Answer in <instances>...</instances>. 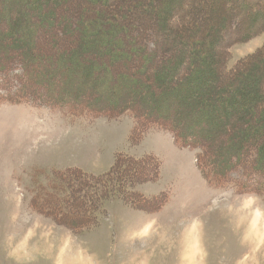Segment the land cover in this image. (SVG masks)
<instances>
[{"label":"rangeland","instance_id":"rangeland-1","mask_svg":"<svg viewBox=\"0 0 264 264\" xmlns=\"http://www.w3.org/2000/svg\"><path fill=\"white\" fill-rule=\"evenodd\" d=\"M5 1L4 5H7L8 0ZM126 1L129 2L121 7L122 10L115 11L117 15L123 17L129 13L133 27L144 25L156 29L157 33L154 19L165 14L166 9L161 5L166 0ZM21 3L24 15L31 13L38 17L44 13L48 16L44 15L41 21H25L20 30H15L18 41L30 48L34 46L36 55L20 56L31 70L21 75L20 86L13 83L12 89L21 88L25 93L35 89L41 93L39 98L52 99L62 97L66 91L75 94L94 88L95 92L101 93L109 85L116 90L129 88L124 73L128 70L139 73L141 64L126 62L114 72L109 84L95 78L84 84L86 65L75 55L66 58L59 55V50L65 47L90 53V44L84 34L76 40L73 36L77 30L71 25L65 27L67 38L60 40L57 36L56 27L62 29L61 20L57 18L64 7L58 4L53 8L41 0L36 4L41 8L27 12V5ZM93 7L84 0L68 2V9H83V16ZM198 7L199 13L188 25L187 41L183 42L182 36L175 39L172 33L163 30L168 37L164 45L171 46L172 52L184 48L182 53L187 59H195L196 71L201 70L199 58L207 54L209 45L197 44L195 48L199 52L193 53L185 47V44L190 45L189 35L202 34L206 43L214 39L218 49L228 46L229 68L263 44L264 32L258 29L259 25L252 24L247 14L238 13L235 10L238 6L229 9L225 0H206L205 3L198 2ZM2 8L6 9L5 6ZM103 8L101 6L100 11ZM136 9L138 12L133 13ZM69 16L73 13L69 12ZM6 17L4 12L1 32L8 38L11 28L4 21ZM64 18L70 17L65 15ZM55 22L56 26L53 25ZM77 23L78 31H85L80 21ZM245 35L250 40L233 45L235 39ZM176 40L180 44L175 45ZM20 52L8 46L0 50V56L5 55L11 60L19 57ZM135 54L128 53L129 56ZM118 57L125 59L123 55ZM67 60L73 64L67 65L66 73L49 65H66ZM260 66L264 68L263 64ZM167 71L174 72V66ZM192 73V76L196 75V72ZM51 76L55 78L50 79ZM62 76L65 80H61ZM118 77L122 80L115 82ZM7 79L5 76L4 81ZM66 80L73 82L69 89L63 85ZM118 84L120 88H116ZM158 96L156 91L147 93V103ZM231 96L234 97V91L230 92ZM3 99L0 100V264H264V194L242 192L226 181L217 184L215 176L208 174L212 182L209 181L197 167L200 149L178 145L173 133L167 129L138 126L129 114L113 119L95 115L76 117L56 107H38L30 102L10 103ZM189 104L187 108L191 106ZM194 111L199 113V109L194 108ZM220 122L214 121L212 127H219ZM245 126L243 124L239 130ZM231 129L221 135L218 141L221 146L226 147L240 137L234 135L235 127ZM205 139L215 141L217 135L210 130L204 134ZM119 155L122 158L153 156L159 160L158 178L138 187L146 197L158 200L133 206L111 199L104 203L105 212L97 217L96 226L90 229H83L82 222L70 215L60 220L59 211L44 207L47 198L43 193L52 191V179L56 174L80 169L100 176L112 169ZM252 158L242 156L239 162L245 164ZM206 159L202 160L203 168L208 163ZM212 161L217 170V159ZM218 165L226 167L223 162ZM205 171L209 173L211 169ZM229 178L235 180L237 174L233 173Z\"/></svg>","mask_w":264,"mask_h":264},{"label":"trees","instance_id":"trees-1","mask_svg":"<svg viewBox=\"0 0 264 264\" xmlns=\"http://www.w3.org/2000/svg\"><path fill=\"white\" fill-rule=\"evenodd\" d=\"M40 1L8 0L7 5H4L6 1L0 0V50L9 46L13 50L22 51L18 53L19 57L11 60L5 55L0 56V100L3 97L5 98L3 101L10 103L30 102L38 107H56L76 117L95 115L113 119L129 114L136 120L138 126H158L167 129L173 133L178 145L184 148L200 149L202 153L197 158V167L209 181L212 182L211 177L215 176L217 184L226 181L234 184L242 192L264 194V140H261L264 138L262 121L264 120V68L260 66L261 64L264 66V42L254 52L229 68L227 67L230 61L228 46L218 49L214 39L206 43L202 34L189 35L190 45L185 44L187 42L184 44L193 53L199 52L195 45H209L207 54L200 55L199 58L202 68L196 71L195 59H187L182 53L185 51L184 48L182 50L179 48L180 52H172L171 46L164 45L168 40L165 32L172 33L175 39L182 36L184 42L185 36H188L189 23H192L196 14L199 13L198 2L205 3L206 0H166L165 2L161 0L163 2L161 6H164L166 11L162 17L157 16L154 19L157 33L156 29H149L144 25L133 27L132 15L129 13L123 17L117 15L116 12L128 4L129 1L126 0H84L95 7L90 12H86L85 16L81 8L68 9L70 0H45L46 4L53 8L58 4L64 7V11L59 13L57 18L61 20L62 29L60 26L55 29L60 40L67 38L65 27L68 24L69 28L71 25L77 30L73 36L76 40L84 34L90 44L89 54L74 47L59 50L60 58L75 55L77 60H81L86 65V74L82 78L84 84H88L92 78L105 80L109 84L114 72L128 61L141 64V70L139 73L133 70L124 73L123 77L128 83V89L116 90L109 85L101 93L90 88L75 94H69L66 91L59 98L42 99L39 98L41 93L35 89L25 93L24 89L10 87L13 83L20 86L21 75L31 70L19 59L20 56L34 57L36 55L34 46L30 48L26 43L18 41L15 30H20L25 21L33 19L41 21L43 17L48 16L44 13L38 17L31 13L24 15L21 2H25L26 10L29 12L41 8L40 5H36ZM225 1L229 9L238 6L235 10L238 13L240 11L241 14H247L252 24L259 25L258 29L261 33L264 32V0ZM2 6L6 9L4 10ZM101 6L104 8L100 11ZM95 9L98 10L95 11ZM133 11V13L138 12V9ZM4 12L7 14L4 21L10 26L11 35L13 34L8 38L1 32L3 27L1 17ZM69 12L73 13L72 17L69 16ZM65 15L70 18H64ZM79 21L85 31H78L77 22ZM53 25L56 26V22ZM137 27H139L138 31L135 29ZM233 28L237 30L235 25ZM228 29L231 30L232 27L228 26ZM248 40L250 37L245 35L235 39L233 45L243 44ZM135 41L137 44H133ZM178 41H174L175 45L180 44L177 43ZM102 45L100 51L99 48ZM131 51L136 54L129 56L128 53ZM118 55H123L125 59H120ZM101 58L102 62H100ZM72 64L71 60H67L66 65L57 63L49 65L57 71L66 73L69 69L67 65ZM172 65L175 71L170 73L167 70ZM192 72H196V75L192 76ZM5 76L8 77L6 81H4ZM141 76L145 78L144 81ZM245 77L253 80L245 79ZM254 77L258 79L254 80ZM54 78L55 76L50 77V79ZM60 78L65 80L64 76ZM120 80L122 79L118 77L115 82ZM139 80L142 82L139 83ZM2 82H5V85H2ZM63 85L69 89L73 86V82L66 80ZM132 86L134 87L131 89ZM191 86L193 87L190 88ZM116 88H120L119 84ZM154 91L158 92L159 96L147 103V93L153 94ZM231 91H234V97H229ZM184 102L185 105H182ZM189 102L191 106L187 108L186 105ZM193 107L199 109V113H195ZM249 117L254 122L251 119L247 121ZM214 121H221L219 127L218 125L212 127ZM243 124L246 126L239 130ZM234 127L236 128L234 135L238 134L240 137L228 143L226 147L221 146L222 144L218 142L221 135ZM206 129L208 132L213 131L217 135V140L205 139V141ZM138 131L141 132L140 129ZM242 156L253 158L243 164L239 162ZM116 159L112 169L100 176L85 173L80 169H69L56 174L52 179V191L43 193L47 198L44 201V207L59 211L60 220L70 215L82 222L83 229H90L96 226L97 217L105 212L104 203L111 199H119L133 206H143L149 201L158 200L154 197H146L138 191L140 185L158 178L160 162L157 158L153 156L122 158L119 155ZM203 159L208 162L205 163L204 168ZM216 159L217 170H215L216 163L212 161ZM221 162L225 163L226 167L219 166ZM235 167L239 169L236 170ZM209 168L211 171L206 173L205 170ZM233 173L237 174L235 180L229 178ZM208 174L211 177H208ZM63 224L66 225V222Z\"/></svg>","mask_w":264,"mask_h":264}]
</instances>
